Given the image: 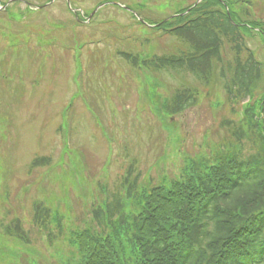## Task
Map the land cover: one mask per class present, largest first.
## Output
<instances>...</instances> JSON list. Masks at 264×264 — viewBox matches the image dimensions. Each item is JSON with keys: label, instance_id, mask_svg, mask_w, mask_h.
Segmentation results:
<instances>
[{"label": "rangeland", "instance_id": "obj_1", "mask_svg": "<svg viewBox=\"0 0 264 264\" xmlns=\"http://www.w3.org/2000/svg\"><path fill=\"white\" fill-rule=\"evenodd\" d=\"M11 1L0 0V226L19 218L30 244L0 239V264H61L69 233L89 224L92 208L123 196L128 170L145 186L176 178L226 140L220 123L236 117L217 85L210 101L199 97L172 117L164 101L181 75H151L118 55L143 51L149 23L196 0ZM262 1L253 15L264 20ZM158 41L157 55L176 46ZM248 46L264 62L260 40ZM42 157L49 164L30 169ZM34 203L57 213L61 227L38 231Z\"/></svg>", "mask_w": 264, "mask_h": 264}, {"label": "trees", "instance_id": "obj_2", "mask_svg": "<svg viewBox=\"0 0 264 264\" xmlns=\"http://www.w3.org/2000/svg\"><path fill=\"white\" fill-rule=\"evenodd\" d=\"M197 1L153 27L135 19L150 33L138 42L143 51L118 55L151 75H181L179 89L164 101L172 117L199 97L210 101L220 86L236 117L220 123L228 137L208 157L187 162L176 178L145 186L128 170L123 196L92 208L89 224L69 233L72 249L61 264H264V62L248 46L253 38L264 44V20L253 15L263 1ZM162 38L176 46L157 55ZM49 160L35 158L30 169ZM49 211L33 204L32 222L47 236L48 224L61 227ZM0 227L1 240L30 244L19 218Z\"/></svg>", "mask_w": 264, "mask_h": 264}, {"label": "water", "instance_id": "obj_3", "mask_svg": "<svg viewBox=\"0 0 264 264\" xmlns=\"http://www.w3.org/2000/svg\"><path fill=\"white\" fill-rule=\"evenodd\" d=\"M200 1H201V0H200ZM200 1H199V2H200ZM199 2H198V3H199Z\"/></svg>", "mask_w": 264, "mask_h": 264}]
</instances>
